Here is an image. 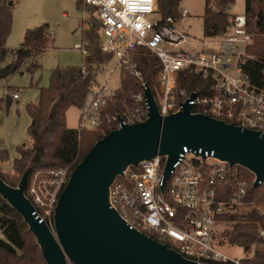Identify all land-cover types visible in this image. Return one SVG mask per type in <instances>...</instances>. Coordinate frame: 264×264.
I'll use <instances>...</instances> for the list:
<instances>
[{
	"label": "built area",
	"instance_id": "1",
	"mask_svg": "<svg viewBox=\"0 0 264 264\" xmlns=\"http://www.w3.org/2000/svg\"><path fill=\"white\" fill-rule=\"evenodd\" d=\"M83 3L95 10L101 24L98 45L111 59L95 68L94 83L79 107L78 130L104 133L147 118L144 90L148 84L133 61L136 51L146 48L161 64L159 84L152 93L161 116L179 111L187 100L193 113L264 135V89L252 84L243 73L250 40L245 12L230 14L231 30L227 35L216 40H199L191 37L185 27L186 8H182L179 18H173L160 15L157 0H83ZM86 44H74L82 57L88 53ZM188 69L211 79L213 95L200 96L185 88L174 89L176 72ZM123 71L140 79L142 89L132 95L130 103L122 101L120 113H106L108 102L120 87ZM82 73L86 74L84 66ZM100 73H106L102 81L98 80ZM114 75L119 77L117 87L113 85ZM192 93L194 97L190 98ZM7 94L18 97V91ZM166 159V155H156L126 167L109 186L110 207L130 228L198 264H248V260L256 257L255 244L249 252L236 257L226 252L227 247L235 246L219 245L215 239L220 215L245 205L248 180L239 175L237 165L230 166L212 152L201 154L200 149L184 146L165 178ZM69 175L67 167H50L35 172L26 188L33 213L40 221L47 218L52 228L53 212ZM257 234L264 248V228H258Z\"/></svg>",
	"mask_w": 264,
	"mask_h": 264
},
{
	"label": "trees",
	"instance_id": "2",
	"mask_svg": "<svg viewBox=\"0 0 264 264\" xmlns=\"http://www.w3.org/2000/svg\"><path fill=\"white\" fill-rule=\"evenodd\" d=\"M182 1L157 0L160 15L179 18ZM233 3L234 0H204L201 15L204 40H216L230 32L229 11ZM14 5L15 0H0V81L21 72L23 67L29 72L40 69L38 58L52 40L48 24L42 23L27 28L17 48L7 49L5 43L11 31ZM76 7L85 12V18L79 23L82 27V42L87 43L88 52L82 57L83 64L56 66L51 69L49 83L39 88L37 101L26 105L30 117L27 127L29 141L17 149L18 155L11 165L13 174L8 175L0 168V178L12 187L18 185L27 170L25 194L29 180L35 172L50 167H67L71 173L92 145L108 132L78 130L67 126L68 108H79L82 105L89 87L94 83L95 68L111 59V55L102 53L98 45L101 24L95 16V10L86 6L83 0H77ZM244 12L250 40L246 46L248 57L243 64V73L252 84L264 89V0H244ZM8 56L12 58L5 63ZM133 61L154 94V88L159 84V59L148 49L139 48L133 55ZM83 66L86 74L82 73ZM211 85L209 77H202L192 69L181 70L175 74V90L185 88L188 91H196L200 96H210L214 93ZM141 89V80L123 71L120 74V87L108 102L105 112L120 113L123 109L122 101L130 103L132 95ZM10 103L11 97L8 94L0 98V108ZM2 155L6 157L7 153L2 152ZM237 168L239 175L248 180L245 205L220 215L219 218L225 221L226 226L218 239L215 234V239L219 245L235 246L243 253L249 252L255 244L256 257L247 263L264 264V248L257 234L258 228H264V182L253 186V173L240 165H237ZM45 222L49 225L47 218ZM0 230L4 235V238H0V263L47 264L34 235L21 215L1 195Z\"/></svg>",
	"mask_w": 264,
	"mask_h": 264
},
{
	"label": "water",
	"instance_id": "3",
	"mask_svg": "<svg viewBox=\"0 0 264 264\" xmlns=\"http://www.w3.org/2000/svg\"><path fill=\"white\" fill-rule=\"evenodd\" d=\"M144 95L147 118L104 134L71 171L53 212V228L36 217L24 193L27 170L16 187L0 178V195L21 215L47 264H198L130 228L110 207L113 179L142 160L166 155V178L186 146L248 169L255 187L264 182V135L259 131L193 113L187 100L179 111L161 116L148 86Z\"/></svg>",
	"mask_w": 264,
	"mask_h": 264
},
{
	"label": "rangeland",
	"instance_id": "4",
	"mask_svg": "<svg viewBox=\"0 0 264 264\" xmlns=\"http://www.w3.org/2000/svg\"><path fill=\"white\" fill-rule=\"evenodd\" d=\"M181 6L188 10L184 24L189 35L195 39L203 40L201 15L204 0H183ZM16 7H18L17 14L15 13L16 22H20L23 17L28 16L33 24L32 27L42 23L49 24L50 30L54 34V46L51 44L41 54L38 60L41 64L40 69L29 72L26 67H23L21 72L0 81V98H4L7 93H11L15 89L19 94L18 99L11 98L10 105H2L0 108V168L8 175L13 174L11 165L18 155V147L29 141L27 127L30 117L26 105L37 101L39 88L48 85L52 68L67 65L82 66L83 64L81 51L74 48L75 43L82 42V27L79 26V23L84 18L83 10L76 8V0H18ZM63 12H67L68 15H62ZM242 13H244V0H234L230 14ZM10 37L8 39H11ZM17 40L14 42L11 40L10 49H15L20 45L22 40L16 43ZM11 58L8 56L5 63L9 62ZM105 75L106 73L98 74V80L102 81ZM118 82V75H114V87L118 86ZM79 117V108L69 107L66 112L67 126L77 128ZM2 152L7 153L6 157H3ZM225 226V221L220 219L215 228L217 239ZM0 238H4L1 230ZM226 252L236 257L243 253L237 247H227Z\"/></svg>",
	"mask_w": 264,
	"mask_h": 264
},
{
	"label": "crops",
	"instance_id": "5",
	"mask_svg": "<svg viewBox=\"0 0 264 264\" xmlns=\"http://www.w3.org/2000/svg\"><path fill=\"white\" fill-rule=\"evenodd\" d=\"M77 1V0H76ZM18 4V0H15V5H14V9H13V14H12V24H11V31L6 39V43H5V46L7 49L9 50H12L10 49V47L12 46V41H16L17 39V42L18 43L19 41L23 40V35H24V32L27 28H32L33 24L30 20V18L27 16L26 18L23 17L20 22H16L15 20L16 19V9L18 7H16V5ZM77 8V7H76ZM84 12V11H83ZM16 13V14H15ZM62 15L66 16L68 15L67 12H63ZM84 17H85V12H84ZM84 19V18H83ZM48 24V23H46ZM40 25V24H39ZM38 26V25H36ZM35 27V26H34ZM48 27H49V30H50V26L48 24ZM50 33H51V37H52V40H51V43L50 45L52 44V46H54V37H53V32L52 30H50ZM11 35V37H10ZM11 38V39H8V38ZM13 38V39H12ZM12 40V41H11ZM11 43V44H10ZM21 44V43H20ZM49 45V46H50ZM49 48V47H48ZM40 58V57H39ZM38 58V60H39ZM8 88V87H7ZM14 91H17V89H15ZM12 98V97H11ZM19 98V94H18V97L17 98H12V99H18Z\"/></svg>",
	"mask_w": 264,
	"mask_h": 264
}]
</instances>
